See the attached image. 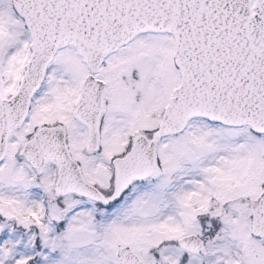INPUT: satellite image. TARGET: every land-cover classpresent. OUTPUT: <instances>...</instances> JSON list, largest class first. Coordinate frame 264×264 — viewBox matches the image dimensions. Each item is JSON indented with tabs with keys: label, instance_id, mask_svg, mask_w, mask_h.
I'll use <instances>...</instances> for the list:
<instances>
[{
	"label": "snow or ice",
	"instance_id": "obj_1",
	"mask_svg": "<svg viewBox=\"0 0 264 264\" xmlns=\"http://www.w3.org/2000/svg\"><path fill=\"white\" fill-rule=\"evenodd\" d=\"M0 264H264V0H0Z\"/></svg>",
	"mask_w": 264,
	"mask_h": 264
}]
</instances>
